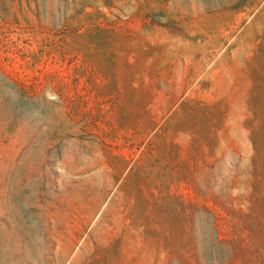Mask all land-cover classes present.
Listing matches in <instances>:
<instances>
[{"label": "rangeland", "instance_id": "obj_1", "mask_svg": "<svg viewBox=\"0 0 264 264\" xmlns=\"http://www.w3.org/2000/svg\"><path fill=\"white\" fill-rule=\"evenodd\" d=\"M113 206L114 264H264V0H0V264Z\"/></svg>", "mask_w": 264, "mask_h": 264}, {"label": "crops", "instance_id": "obj_2", "mask_svg": "<svg viewBox=\"0 0 264 264\" xmlns=\"http://www.w3.org/2000/svg\"><path fill=\"white\" fill-rule=\"evenodd\" d=\"M115 194L113 191V196ZM133 227L132 217L114 206L113 227H31L32 250L23 264L117 263L118 255L113 248H125L127 253L126 249L132 247L127 241L132 240ZM13 254L15 259L21 257L20 247L17 246Z\"/></svg>", "mask_w": 264, "mask_h": 264}]
</instances>
